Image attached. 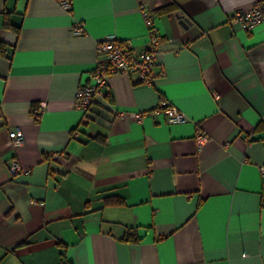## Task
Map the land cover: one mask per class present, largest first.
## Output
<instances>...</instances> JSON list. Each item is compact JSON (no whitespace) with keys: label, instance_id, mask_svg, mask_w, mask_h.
Returning <instances> with one entry per match:
<instances>
[{"label":"crops","instance_id":"obj_1","mask_svg":"<svg viewBox=\"0 0 264 264\" xmlns=\"http://www.w3.org/2000/svg\"><path fill=\"white\" fill-rule=\"evenodd\" d=\"M255 1L0 0V264H264V22L231 20ZM142 5L153 82L113 74L77 108L100 38L147 47ZM167 105L187 119L167 122Z\"/></svg>","mask_w":264,"mask_h":264},{"label":"built area","instance_id":"obj_2","mask_svg":"<svg viewBox=\"0 0 264 264\" xmlns=\"http://www.w3.org/2000/svg\"><path fill=\"white\" fill-rule=\"evenodd\" d=\"M60 3L64 9H71V0H61ZM141 12L149 30L147 47L140 52H135L125 41L114 35L100 38L96 45L100 60L91 71L89 81L79 84L76 89L74 101L77 108L87 110L93 104L95 96L101 89H109L108 78L113 74L137 73L141 82L148 84L153 82L152 66L156 62L160 38L154 28L153 16L149 13V9L142 5ZM231 20L234 23H239L246 30H249L255 24L264 22V1L256 0L249 10L235 11ZM84 32L83 23L76 22L74 33L81 34ZM44 107L45 103L41 102L32 108V114L36 119L41 115ZM162 111L169 123H181L187 119L186 115L173 105L165 106ZM132 115L135 119H141L143 113L137 112ZM0 116H2L1 109ZM9 138L13 147L19 146L23 140L22 131L18 128L9 131ZM194 138L198 149H200L207 141L208 135L198 127ZM8 169L12 176L20 173L22 169L17 157L11 159ZM261 171L264 173V166L261 167Z\"/></svg>","mask_w":264,"mask_h":264},{"label":"trees","instance_id":"obj_3","mask_svg":"<svg viewBox=\"0 0 264 264\" xmlns=\"http://www.w3.org/2000/svg\"><path fill=\"white\" fill-rule=\"evenodd\" d=\"M173 8L172 5H165L157 10L158 13H166L171 11ZM5 25L8 28L14 29L15 27L9 23L7 20L5 21ZM0 53L5 55L4 48L0 47ZM125 200L123 197L118 195H110L103 198V205H123ZM140 237L138 236L137 232L133 229H129L126 231L125 235L122 237V241L124 242H138L140 241Z\"/></svg>","mask_w":264,"mask_h":264},{"label":"water","instance_id":"obj_4","mask_svg":"<svg viewBox=\"0 0 264 264\" xmlns=\"http://www.w3.org/2000/svg\"><path fill=\"white\" fill-rule=\"evenodd\" d=\"M181 23L184 25V24L188 23V20H187L186 18H183V19L181 20Z\"/></svg>","mask_w":264,"mask_h":264}]
</instances>
